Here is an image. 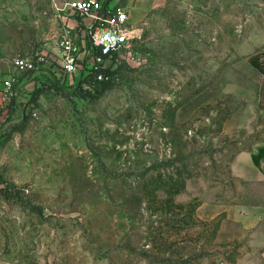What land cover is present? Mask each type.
<instances>
[{"label": "rangeland", "instance_id": "1", "mask_svg": "<svg viewBox=\"0 0 264 264\" xmlns=\"http://www.w3.org/2000/svg\"><path fill=\"white\" fill-rule=\"evenodd\" d=\"M67 1L0 0V264H264V0H104L103 81L59 66Z\"/></svg>", "mask_w": 264, "mask_h": 264}, {"label": "built area", "instance_id": "2", "mask_svg": "<svg viewBox=\"0 0 264 264\" xmlns=\"http://www.w3.org/2000/svg\"><path fill=\"white\" fill-rule=\"evenodd\" d=\"M61 11L79 16L69 28L78 29L81 37L78 41L77 35L66 34L59 38V66L64 73L72 75L87 64L97 80H106L101 73L104 60L122 57V52H127L136 40V30L127 10L109 7L104 0H69ZM14 64L21 69L32 67L25 59H15Z\"/></svg>", "mask_w": 264, "mask_h": 264}, {"label": "crops", "instance_id": "3", "mask_svg": "<svg viewBox=\"0 0 264 264\" xmlns=\"http://www.w3.org/2000/svg\"><path fill=\"white\" fill-rule=\"evenodd\" d=\"M257 103L261 112V126L264 129V72L258 83ZM247 165L257 178L264 180V144L258 145L247 157ZM245 222V220H244Z\"/></svg>", "mask_w": 264, "mask_h": 264}, {"label": "trees", "instance_id": "4", "mask_svg": "<svg viewBox=\"0 0 264 264\" xmlns=\"http://www.w3.org/2000/svg\"><path fill=\"white\" fill-rule=\"evenodd\" d=\"M107 5V4H106Z\"/></svg>", "mask_w": 264, "mask_h": 264}]
</instances>
